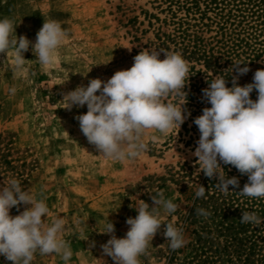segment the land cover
<instances>
[{
    "label": "rangeland",
    "instance_id": "374dc122",
    "mask_svg": "<svg viewBox=\"0 0 264 264\" xmlns=\"http://www.w3.org/2000/svg\"><path fill=\"white\" fill-rule=\"evenodd\" d=\"M4 17L13 18L16 35L26 36L32 44L50 19L58 21L68 37L57 64L47 70L35 60L31 45L24 53L28 61L22 71L13 70L11 56L0 54V188L4 180L15 177L24 190L43 191L50 208L48 222L65 218L64 239L73 251L68 264H115L101 247L111 234L98 231L110 220L114 235L124 238L130 229L127 219L138 215L136 198L152 207L151 197L158 193L180 205L176 213L164 217L175 224L188 207L168 173L183 164L197 165L193 153L200 134L191 131L185 114L177 137L178 130L167 136L156 133L155 142L146 135L148 148L140 158L107 160L80 130L76 117L86 114L87 105L69 110L62 100L91 79L107 81L116 71L131 68L142 50L155 49L165 15L151 0H0V18ZM25 207L31 205L14 207L10 215H19ZM165 227L161 225L147 254L140 257L141 264H164L169 245ZM0 264L12 262L0 255ZM32 264L64 261L58 255L37 253Z\"/></svg>",
    "mask_w": 264,
    "mask_h": 264
},
{
    "label": "clouds",
    "instance_id": "9594fccd",
    "mask_svg": "<svg viewBox=\"0 0 264 264\" xmlns=\"http://www.w3.org/2000/svg\"><path fill=\"white\" fill-rule=\"evenodd\" d=\"M16 21L13 18H0V54L13 59V70L25 69L24 53L31 45L42 69H49L58 62V51L68 37V32L56 20H47L37 33L36 42L26 36L16 35ZM156 49H144L134 57L131 68L119 70L107 81L91 79L89 84L78 86L64 94L66 109L87 105L86 114L76 117L80 130L88 142L95 146L107 160L128 161L140 158L148 148L145 136L155 142L156 133L167 136L176 131L186 120L187 93L190 63L180 53L165 52L160 59ZM234 66L240 74H246L247 66ZM238 76H233L232 87L221 75L209 81L203 90L204 98L211 104L194 123L201 133L193 155L197 158L198 171L205 176L216 177L215 185L227 195L229 185L239 187L236 177L227 178L221 167H235L241 175H247L246 183L239 194L255 199H264V69L254 73V82L239 86ZM258 91L254 101L250 94ZM99 93V94H97ZM190 115V113H188ZM177 153V152H176ZM178 154V153H177ZM206 189L200 185L195 195L205 197ZM154 206L136 198L135 218H128L130 225L124 238L114 235L115 226L109 220L98 231L111 234V238L101 247L115 264H141L140 257L147 254L152 240L165 224L164 235L172 250L180 249L189 243L184 229L172 222H165V216L176 213L180 205L173 199H166L163 193L152 195ZM31 205L19 215H10L12 208L19 210L21 205ZM197 215L207 218L209 212L203 208ZM50 208L43 191L33 194L24 190L15 178L3 181L0 188V255L12 264H32L35 255H58L68 264L73 256L69 241L64 239L65 218L57 216L48 222ZM240 222L260 226L264 223L255 211H244ZM88 239V238H87ZM91 247L95 242H91Z\"/></svg>",
    "mask_w": 264,
    "mask_h": 264
},
{
    "label": "trees",
    "instance_id": "16d2710c",
    "mask_svg": "<svg viewBox=\"0 0 264 264\" xmlns=\"http://www.w3.org/2000/svg\"><path fill=\"white\" fill-rule=\"evenodd\" d=\"M155 9L165 15L163 26L157 29L155 49L160 59L165 52L180 53L190 63V77L184 91L187 104L185 114L192 122L191 131L200 134L194 120L211 107L203 90L214 76L221 75L228 87L233 76L239 86L253 83L254 73L264 69V0H151ZM160 21L159 18H155ZM163 27H172L163 31ZM247 66L250 70L240 75L235 68ZM241 80V82H240ZM254 101L258 91L250 94ZM190 113V115H188ZM227 178L236 177L239 187L229 185L227 195L215 185L216 177L199 172V165L179 166L168 173L179 187V194L187 204V211L175 223L184 229L189 243L177 250L167 245L164 264H264V223L260 226L240 222L244 211H255L264 218V199L241 196L248 183L247 175L221 162ZM205 187V197L195 193ZM203 208L210 215L204 218L196 210Z\"/></svg>",
    "mask_w": 264,
    "mask_h": 264
}]
</instances>
